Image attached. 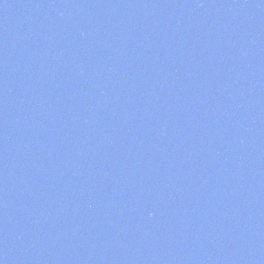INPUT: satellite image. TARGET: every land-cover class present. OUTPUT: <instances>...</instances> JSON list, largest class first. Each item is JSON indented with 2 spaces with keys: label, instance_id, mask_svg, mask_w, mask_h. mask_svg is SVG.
<instances>
[{
  "label": "water",
  "instance_id": "95a60500",
  "mask_svg": "<svg viewBox=\"0 0 264 264\" xmlns=\"http://www.w3.org/2000/svg\"><path fill=\"white\" fill-rule=\"evenodd\" d=\"M165 264H264V0H179Z\"/></svg>",
  "mask_w": 264,
  "mask_h": 264
}]
</instances>
